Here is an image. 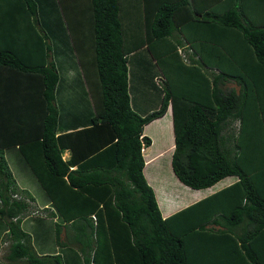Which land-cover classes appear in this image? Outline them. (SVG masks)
Listing matches in <instances>:
<instances>
[{"label": "trees", "instance_id": "trees-1", "mask_svg": "<svg viewBox=\"0 0 264 264\" xmlns=\"http://www.w3.org/2000/svg\"><path fill=\"white\" fill-rule=\"evenodd\" d=\"M74 1L57 0L63 10ZM38 2L0 0L7 264H69L67 254L80 264H264V0H136L142 19L130 32L119 0H80L93 71L80 69L93 114L69 140L70 132L56 134L52 54L74 57L55 0ZM143 54L161 76L160 103L147 111L135 107L129 83V60ZM168 105L176 179L191 189L235 179L162 217L142 174L141 149L150 144L142 127ZM233 122L235 132H226ZM16 145L57 215L54 240L65 257L37 255L20 227L33 197L4 157ZM176 196L174 205L163 196L165 211L195 198Z\"/></svg>", "mask_w": 264, "mask_h": 264}, {"label": "crops", "instance_id": "crops-1", "mask_svg": "<svg viewBox=\"0 0 264 264\" xmlns=\"http://www.w3.org/2000/svg\"><path fill=\"white\" fill-rule=\"evenodd\" d=\"M61 53H53L52 57L55 61V66L58 74V80L55 86L54 96H55V106L57 109V128H56V134L61 133H69L71 136L68 137V140L71 139V137H74V131L89 126L90 122L89 119L93 114L92 106L90 108V99L88 97V93L86 91V86L84 83V79L81 74V69L79 66L76 65L75 57L73 54L74 59H70L66 55H60ZM144 55V59H140L138 57H134L131 61V65L134 68V74L137 76L138 72H142V69L148 68L147 72V79H149L152 75L154 77L157 74L155 71V68L152 66L148 67L149 60L147 59V55ZM130 73V72H129ZM155 79V78H153ZM153 82V81H152ZM155 86V85H154ZM156 87V86H155ZM148 89L151 91V93L146 95H140L136 92L137 87L135 85L132 86V90L134 92V95L132 96V99L135 103V107L139 111H147L153 109L150 106V103L152 101L156 100L157 107L160 103L161 99V92L158 87L153 88V86L149 85ZM151 97V98H150ZM141 99V100H140ZM72 106V108H70ZM157 126V134L160 135L162 138V142L160 144H156L155 140L153 139L152 130L153 128ZM163 132V134L161 133ZM142 134L146 135L150 138V144L146 147H142L141 149V155L143 158V168H142V174L147 182V184L151 187L157 206L160 210V213L162 217H165L169 215L170 213L178 210L179 208H182L201 197L211 193L212 191H215L223 186L228 185L229 183L234 181L233 176H227L214 185L207 187L205 189H191L185 185H181L184 192L189 191V196H194L195 198L182 204L181 207L171 208L167 211H165V208L167 205H162L158 201V193L156 190V186L154 182L151 180V177L147 176V167L151 163H155L157 159L159 158L161 160V164L170 167V158L169 161L166 157L165 162V155L168 154V156L171 155L172 149H173V133H172V117H171V109L168 105L166 108V111L163 115L160 117L152 119L150 122L146 123L142 127ZM154 141V143H153ZM39 142L33 143L34 148L39 151L38 147ZM158 145V146H157ZM31 152H35L31 150ZM36 153V152H35ZM20 151L16 146L8 147L4 150V157L8 164V167L14 177V180L16 182V185L19 188L26 189L30 195H32L33 200L29 203V207L27 212L21 217L20 220V227L23 231L27 232L30 235L31 245L34 249V251L37 253V255L42 254H59L61 257H65V247H59L58 244L54 240V224L58 221L56 214H51V210L53 211V208L50 205V202L38 184L35 175L30 171L29 167L25 162L22 161ZM70 154V149L65 148L61 156L62 158L66 159ZM12 161V165L9 163V159ZM93 162H90V165H92ZM38 171L42 173V169L37 168ZM146 171V172H145ZM172 171L170 172V174ZM173 174V173H172ZM175 177V176H174ZM176 178V177H175ZM30 184L33 185V189L29 190L27 186ZM170 198V197H169ZM168 198V199H169ZM167 199V200H168ZM78 198L76 199V201ZM176 198H173L172 205L175 204ZM170 206V201H168ZM46 209V210H44ZM54 212V211H53ZM6 228L2 227V223L0 221V241L2 239V236L5 234ZM64 232L60 234V240H63ZM4 242H7L6 244ZM0 245L2 247H6V250H4L0 254V264H7V261L5 260V256L7 255V245L8 241L5 240ZM75 254V253H74ZM4 257V258H3ZM67 261H71L69 264H80L75 258L77 259L76 255L75 258L72 254H67ZM21 263V262H19ZM22 264V263H21Z\"/></svg>", "mask_w": 264, "mask_h": 264}, {"label": "rangeland", "instance_id": "rangeland-1", "mask_svg": "<svg viewBox=\"0 0 264 264\" xmlns=\"http://www.w3.org/2000/svg\"><path fill=\"white\" fill-rule=\"evenodd\" d=\"M135 1L136 0H119L120 16L124 22L125 32H130L132 30V28L134 27V24L139 25L140 20L142 19V11L140 10V8H138V6L135 5ZM37 3H39L38 0H37ZM55 4L58 7V12H59L60 17L63 21L65 29L68 33V37L70 40L72 52H73L74 57H75L76 65L79 66L80 68L84 67V69L90 68L91 69L90 71H93V64H91V61L93 60V54H92V50H91V46H90L91 42L88 41V38L90 37L89 32H88V24L86 21H84L85 23H83L82 25L80 23L83 21V19L79 15L80 9H81L80 5H82L83 3L81 4L80 0H76V1L72 2V10L70 9L69 6L67 7V9H65L66 7L64 8V10L62 8L60 9V6H59L57 0H55ZM123 5H125V7H123ZM122 10L127 11L125 14V19H124L123 14L121 13ZM75 19H77V20L75 21ZM67 24H68V27L66 26ZM84 31H85V33H84ZM88 58H90V63L88 62ZM130 61H131V58L129 60V72H130L129 73V83H130L131 87L133 85H135L137 87V90H136L137 93H139L140 95H146V94L151 93V91L148 89L149 85L153 86V88H155V89H156V87H158L159 90L161 89L160 88L161 76H160L159 72H157L156 75L154 73L153 74L154 77H152V75H151V77L149 79H147L145 77H147L148 68H144V69H142V72L141 71L138 72L137 76H135L134 68L130 64L131 63ZM150 66L155 68V71H158V69L154 63L152 64L151 62H149L148 67H150ZM153 78H155V79H153ZM130 93H131V96L134 95L133 92L130 91ZM155 105H156V100L152 101L150 103V106L153 109H154ZM70 108H72V106ZM152 128H153V126H152ZM236 128H237V122H233L232 124L229 125V128L226 129V132L234 133ZM157 129H158L157 126L153 128L152 135H153V139L155 140V143L159 145L160 142H162V138L160 137V135L157 134ZM161 133L163 134V132H161ZM153 143H154V141H153ZM164 157H165V162H166V157L169 161L170 156H168V154L165 155ZM8 159H9L10 165L13 166L11 159L10 158H8ZM147 168H148L147 173L150 175L151 180L154 182L155 186H157L158 184L162 185V190H163L162 195L163 196L166 195L169 197L176 198L177 197L176 194H178V195H181L182 193H184L186 195L190 194L189 191H187V192L183 191V188L181 186L183 184L180 183L174 177V175L172 173L170 174L171 169L167 166V164L162 165L161 160L159 158L157 159V161H155V163L149 164ZM178 182L181 185L178 184ZM27 188L29 190H31V189H33V185L30 184L29 186H27ZM158 191H159V189H157V192ZM200 191H202V190H200ZM155 196H156V194H155ZM163 196L158 197V201L160 202V204H162L164 206L166 204L163 200L164 199ZM181 206H182V204H180L178 207H181ZM173 209H174V207H173ZM0 242H4V240L2 239ZM4 250H6V247H2L0 245V254Z\"/></svg>", "mask_w": 264, "mask_h": 264}, {"label": "clouds", "instance_id": "clouds-1", "mask_svg": "<svg viewBox=\"0 0 264 264\" xmlns=\"http://www.w3.org/2000/svg\"><path fill=\"white\" fill-rule=\"evenodd\" d=\"M183 49H184V48H180V52H181L182 54H183Z\"/></svg>", "mask_w": 264, "mask_h": 264}, {"label": "built area", "instance_id": "built-area-1", "mask_svg": "<svg viewBox=\"0 0 264 264\" xmlns=\"http://www.w3.org/2000/svg\"><path fill=\"white\" fill-rule=\"evenodd\" d=\"M12 196L16 198V195L13 194Z\"/></svg>", "mask_w": 264, "mask_h": 264}]
</instances>
